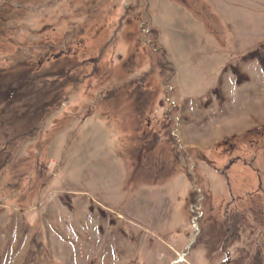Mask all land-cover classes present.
Wrapping results in <instances>:
<instances>
[{
  "label": "rangeland",
  "instance_id": "rangeland-1",
  "mask_svg": "<svg viewBox=\"0 0 264 264\" xmlns=\"http://www.w3.org/2000/svg\"><path fill=\"white\" fill-rule=\"evenodd\" d=\"M177 258L264 264V0H0V264Z\"/></svg>",
  "mask_w": 264,
  "mask_h": 264
},
{
  "label": "water",
  "instance_id": "water-1",
  "mask_svg": "<svg viewBox=\"0 0 264 264\" xmlns=\"http://www.w3.org/2000/svg\"><path fill=\"white\" fill-rule=\"evenodd\" d=\"M193 241H194V240H192V241L189 243V245H191V244L193 243ZM186 253H187V251L184 252V253H182V254H181V257H183ZM180 260H181V258H177L176 260L172 261L171 264H175L176 262H178V261H180Z\"/></svg>",
  "mask_w": 264,
  "mask_h": 264
}]
</instances>
